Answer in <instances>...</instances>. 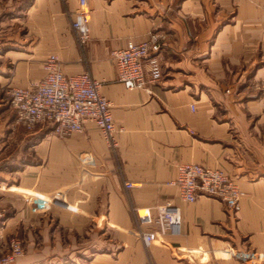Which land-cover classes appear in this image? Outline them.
Wrapping results in <instances>:
<instances>
[{
    "label": "crops",
    "instance_id": "0c3cea01",
    "mask_svg": "<svg viewBox=\"0 0 264 264\" xmlns=\"http://www.w3.org/2000/svg\"><path fill=\"white\" fill-rule=\"evenodd\" d=\"M89 4L82 44L78 0H0V86L40 80L57 54L64 73L102 82L120 129L116 148L92 121L65 135L53 125L29 130L0 93V208L16 207L33 226L14 264H264V0ZM152 32L163 38V76L127 88L113 51ZM182 162L236 178L240 209L205 194L185 201L175 183ZM32 191L58 192L65 205L32 210ZM168 202L181 208V233L147 246L134 207ZM231 246L263 260L242 262Z\"/></svg>",
    "mask_w": 264,
    "mask_h": 264
},
{
    "label": "built area",
    "instance_id": "2783aa9c",
    "mask_svg": "<svg viewBox=\"0 0 264 264\" xmlns=\"http://www.w3.org/2000/svg\"><path fill=\"white\" fill-rule=\"evenodd\" d=\"M91 18L89 0H78L72 24L82 44L90 39ZM162 48V36L152 32L143 40H129L124 47L113 51L119 68V80L127 88H146L158 82L163 76L159 57ZM45 70L43 78L28 86H0V93L9 97L17 120L29 130L53 125L55 132L64 135L81 131L87 121H92L109 139L111 146L118 147L117 132L120 129L114 120L110 100L101 92L102 82L87 71L72 75L64 73L57 54L46 58ZM259 88L264 96V80ZM175 183L180 187L181 197L187 202H195L205 194L219 198L230 210L237 211L241 207L240 186L236 178L222 168L182 162L178 166ZM125 185L130 188L135 186V182L126 181ZM27 200L35 209L64 204L58 192L48 195L32 191ZM134 213L137 232L147 246L167 233H181L182 212L178 205L168 202L154 207L137 206ZM3 216L0 212V264H14L25 253L24 241L16 235H5ZM227 251L242 262L257 263L263 260L262 254L256 251L239 250L234 246ZM147 264L155 263L150 261Z\"/></svg>",
    "mask_w": 264,
    "mask_h": 264
},
{
    "label": "rangeland",
    "instance_id": "374dc122",
    "mask_svg": "<svg viewBox=\"0 0 264 264\" xmlns=\"http://www.w3.org/2000/svg\"><path fill=\"white\" fill-rule=\"evenodd\" d=\"M9 85H16V84H9ZM22 206L23 207L27 206V204H25L24 200H23ZM30 206L33 210V205L30 204ZM0 212H2L4 214V216H3V219H4L3 231H4L5 235L6 236L16 235V236L20 237L24 241V246H25L24 255H25L28 236L33 233V226H31V224L29 223V218L23 217V215H21V217H20V215L18 214L20 212H18L16 210V207L14 208L12 205H5V206L1 207ZM16 215H17V218L14 219L13 217H15ZM10 219L12 221V224H9V226H8V222H10Z\"/></svg>",
    "mask_w": 264,
    "mask_h": 264
}]
</instances>
